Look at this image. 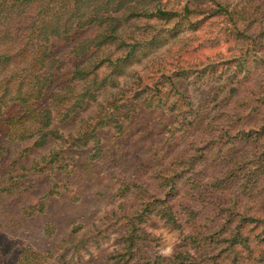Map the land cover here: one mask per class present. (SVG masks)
Returning <instances> with one entry per match:
<instances>
[{
	"label": "trees",
	"instance_id": "obj_1",
	"mask_svg": "<svg viewBox=\"0 0 264 264\" xmlns=\"http://www.w3.org/2000/svg\"><path fill=\"white\" fill-rule=\"evenodd\" d=\"M90 28L97 34L80 40ZM55 41L69 46L59 58ZM222 42L232 45L228 55L186 58ZM158 48L167 59L132 69ZM92 103L94 116L77 132L58 131ZM141 111L171 121L154 167L199 135L147 179L116 178L118 195L129 198L96 229L66 236L65 251L89 253L110 241L103 264H264V249L252 246L264 244V0H0V208L43 181L41 202L67 190L74 151L89 150L90 166L103 153L98 132L119 139ZM11 144L29 148L12 160ZM50 144L25 165L27 152ZM153 214L189 230L190 252H150L142 226Z\"/></svg>",
	"mask_w": 264,
	"mask_h": 264
},
{
	"label": "rangeland",
	"instance_id": "obj_2",
	"mask_svg": "<svg viewBox=\"0 0 264 264\" xmlns=\"http://www.w3.org/2000/svg\"><path fill=\"white\" fill-rule=\"evenodd\" d=\"M233 4L239 0H226ZM97 28L83 32L80 40L94 37ZM53 56L61 57L69 46L54 42ZM232 45L222 42L214 48H206L196 54L188 55V60H205L214 56L228 55ZM167 48H158L154 56H150L132 69L141 70L147 60L162 56ZM185 92L190 96V87L183 82ZM206 95V89L201 85L197 92L196 101L201 103ZM96 104H88L68 122L59 123L56 128L64 135L78 131L81 122L94 116ZM169 117L159 112L141 111L128 125V131L119 139L112 138L110 129L100 130L98 136L103 153L99 160L90 166L83 167L89 150L74 151L77 165L74 175L67 176L68 189H59L47 201L39 199L47 192L46 182L43 181L30 194L18 198L11 204L0 208V264H103L99 257L111 249V242H104L99 247L89 248V253L71 254L65 251L63 239L72 234L78 238L96 229L100 219L116 210L129 196L120 197L116 178L135 177L145 180L155 168H163L172 157L185 153L190 142L195 139L200 130L196 129L187 135L171 156L162 165L154 167L155 157L167 144L164 143ZM54 144L40 151L27 152L23 157L26 166L46 154ZM27 144H11L8 153L12 160L20 159L19 154ZM247 145L243 144L237 155L243 153ZM8 155L5 154V157ZM213 171H215L213 169ZM212 173V171H208ZM19 200V201H18ZM21 200V201H20ZM143 229L153 239L150 252L163 258L176 253L190 252L183 238L189 230L168 227L157 215L153 214L143 224ZM253 248L264 249V244H254Z\"/></svg>",
	"mask_w": 264,
	"mask_h": 264
}]
</instances>
